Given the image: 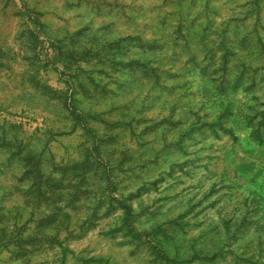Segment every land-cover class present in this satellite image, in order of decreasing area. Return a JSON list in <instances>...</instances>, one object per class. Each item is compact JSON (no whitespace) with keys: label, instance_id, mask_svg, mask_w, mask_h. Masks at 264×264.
I'll list each match as a JSON object with an SVG mask.
<instances>
[{"label":"rangeland","instance_id":"374dc122","mask_svg":"<svg viewBox=\"0 0 264 264\" xmlns=\"http://www.w3.org/2000/svg\"><path fill=\"white\" fill-rule=\"evenodd\" d=\"M0 264H264V0H0Z\"/></svg>","mask_w":264,"mask_h":264}]
</instances>
